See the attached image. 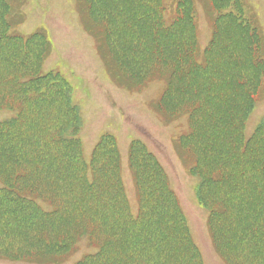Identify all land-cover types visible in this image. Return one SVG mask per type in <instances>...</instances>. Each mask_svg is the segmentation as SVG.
Wrapping results in <instances>:
<instances>
[{
	"label": "trees",
	"instance_id": "trees-1",
	"mask_svg": "<svg viewBox=\"0 0 264 264\" xmlns=\"http://www.w3.org/2000/svg\"><path fill=\"white\" fill-rule=\"evenodd\" d=\"M79 1L115 83L165 76L158 108L187 113L182 147L217 250L228 264H264V116L244 132L264 80V38L243 0H210L213 36L200 60L193 0H177L169 21L163 0ZM14 6L0 0V110L12 112L0 120V243H9L0 257L57 263L83 232L97 247L75 264H203L166 173L139 140L128 152L134 214L116 138L102 134L83 156L72 87L43 71L51 40L15 29Z\"/></svg>",
	"mask_w": 264,
	"mask_h": 264
},
{
	"label": "rangeland",
	"instance_id": "rangeland-1",
	"mask_svg": "<svg viewBox=\"0 0 264 264\" xmlns=\"http://www.w3.org/2000/svg\"><path fill=\"white\" fill-rule=\"evenodd\" d=\"M9 1L16 6L15 16L22 20L15 29L22 34L40 29L51 40L52 49L44 60L43 71L59 72L72 87L73 101L80 108L81 126L76 134L81 139L83 156L89 158L92 148L102 134L110 133L116 138L122 182L129 210L134 214L138 199L128 152L131 143L139 140L153 153L166 173L203 264H228L211 237L207 226L208 211L198 202V181L189 171L193 159L182 147V138L190 131V119L187 113L171 117L157 106V101L164 91L166 77H150L130 88L115 83L108 74L99 52L97 38L87 27L88 16L79 0ZM163 1L165 19L169 21L175 16L177 0ZM193 1L200 60L202 50L213 36L215 13L210 0ZM243 4L247 14L262 30L264 38V0H243ZM11 115L10 110H0V120ZM263 116L264 80L256 93L255 105L245 119L246 136L253 132ZM3 185L5 183L0 177V187ZM38 202L43 208L49 209L47 203ZM80 235L76 242L71 241L66 245L67 248L73 247V251L59 262L47 264H75L84 255L95 252L96 243L85 233ZM10 244L13 245V241ZM1 246L8 247L9 243H0ZM0 264L41 263L0 257Z\"/></svg>",
	"mask_w": 264,
	"mask_h": 264
}]
</instances>
